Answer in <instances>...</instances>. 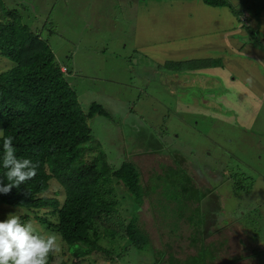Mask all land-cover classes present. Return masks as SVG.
<instances>
[{"label": "rangeland", "instance_id": "374dc122", "mask_svg": "<svg viewBox=\"0 0 264 264\" xmlns=\"http://www.w3.org/2000/svg\"><path fill=\"white\" fill-rule=\"evenodd\" d=\"M169 1H159L148 14V8L141 10L134 0H0V16L18 11L22 23L49 42L83 112L87 114L92 105L103 111L88 119L92 141L84 146L88 150L78 164L95 159L97 152L90 146L97 144L108 166L135 165L144 188L143 203L138 204L113 178L114 193L109 197L117 203L112 221L126 229L137 220L148 238L143 253L119 233L106 237L105 229H111V220L106 219L109 223L96 225L101 250H92L79 261L76 254L90 246H69L56 232L61 251L50 255L48 264H170L171 253L175 260L187 262L199 255L202 244L214 246L208 264H264V98L241 103L232 93L228 105L206 99L211 89L228 96L226 89L233 82L215 71L182 75L166 70L138 49L192 34L186 13L196 9L189 2L199 0H172L179 2L178 14ZM234 2L240 14L257 5V0ZM250 13L241 21L245 28ZM262 13V8L256 9V17ZM12 66L0 54V73ZM172 169L174 175H168ZM185 171L196 187L216 196L212 198L218 210L206 199L202 202V210L214 217L200 230L185 218L191 208L181 213L164 192L162 180L181 181ZM42 196L62 205L65 188L53 178ZM53 211L0 203V221L17 214L22 223L32 222L38 234L47 236L54 233L38 219L56 222ZM166 211L171 213L167 218ZM194 237L200 239L197 244Z\"/></svg>", "mask_w": 264, "mask_h": 264}, {"label": "trees", "instance_id": "16d2710c", "mask_svg": "<svg viewBox=\"0 0 264 264\" xmlns=\"http://www.w3.org/2000/svg\"><path fill=\"white\" fill-rule=\"evenodd\" d=\"M204 2L211 7L229 8L239 21L251 11L248 8L240 14L239 7L230 0ZM19 16L16 10L6 11L0 16V54L13 63L9 70L0 73V180L5 178L7 171L2 164L3 139L7 136L14 138L17 158L31 159L38 164V168L35 178L18 188L13 187L8 193L0 192V203L27 210L52 206L55 210L51 214L57 217L56 222L38 219L46 229L58 232L69 245L85 244L92 249L101 250L97 246L99 232L96 225L99 222L105 225L109 223L106 219L111 220V229L108 227L104 231L106 237L114 238L119 233L122 238H128L138 253H143L149 241L136 224L137 220H133L126 229L112 221L117 203L109 199L114 193L110 186L114 178L136 203H143L144 188L138 169L132 163H124L113 170L97 144L90 146L93 152H97L95 159L78 164L87 150L84 146L92 141L88 119L103 114V111L99 106L92 105L87 114L83 112L75 91L65 79L68 72L62 71L49 42L40 33H34L30 25L23 24ZM254 34L264 49L263 36ZM185 63L169 62L164 67L185 75L182 71L207 68L214 61ZM46 166L65 188L67 198L61 209L58 201L41 197L48 190L51 179ZM175 170H170L168 175H174ZM169 181L162 180L168 201L177 204L181 213H184L182 210L188 212L190 207L191 213L185 218L199 230L207 226L214 214L205 213L202 202L206 199L209 205L216 207V199L212 198L215 195H207L196 187L186 171L181 181ZM170 214L166 211V218ZM173 226L170 225V228ZM192 240L193 244H197L200 239L194 237ZM202 245L199 255L189 257L187 262L175 260L174 253H171L170 264H208V260L214 258V246ZM89 252L86 251V254Z\"/></svg>", "mask_w": 264, "mask_h": 264}, {"label": "crops", "instance_id": "0c3cea01", "mask_svg": "<svg viewBox=\"0 0 264 264\" xmlns=\"http://www.w3.org/2000/svg\"><path fill=\"white\" fill-rule=\"evenodd\" d=\"M134 1L138 2L141 10L148 8L150 14V9L158 6V2L162 0ZM230 1L236 6L234 0ZM169 2L173 3L172 0ZM173 4L178 14L179 2ZM189 4L196 5L195 10L186 13L192 34L183 39L171 38L160 43H145L138 49L146 52L147 56L152 57L161 66L169 63L168 58L178 63L214 61L206 69L201 68L193 72L202 71L214 75L212 71H215L223 80L233 83L226 89L228 96L214 91L205 96L206 99L228 105V101L234 98L230 96L232 93L237 94L241 103H244L246 98H264V49L259 44L260 41L256 44V41L251 39H256L254 33L264 36V0H257V5L250 8L251 13L246 21L251 31L243 27V22L227 7H211L206 5L204 0ZM259 7L263 13L256 17V9ZM239 231L237 229V239Z\"/></svg>", "mask_w": 264, "mask_h": 264}, {"label": "clouds", "instance_id": "9594fccd", "mask_svg": "<svg viewBox=\"0 0 264 264\" xmlns=\"http://www.w3.org/2000/svg\"><path fill=\"white\" fill-rule=\"evenodd\" d=\"M62 71L64 72L65 70L62 69ZM199 101H202V98H200ZM13 139L14 138L11 136H7L3 139L4 155L2 158V164L3 168L7 169L6 173L4 174L5 178L0 180V192L3 193L10 192L13 187L18 188L21 184L35 178L37 175V163L32 162L31 159L17 158L15 154L16 150L13 147ZM86 151L84 152V157L86 155ZM112 169L117 170L113 167ZM45 170H47V172L51 175V179L49 180V190L51 180L54 178L58 181V179L50 173L48 166L45 167ZM3 183H7V185L5 186ZM194 183H197L196 180H194ZM48 190L46 192H48ZM42 195L41 197L45 198ZM66 198L62 205L58 202L59 209H61L64 205ZM48 200L52 201L53 199ZM46 208H53L55 210V208L52 206L39 209L35 208L31 210H40ZM54 218L57 220V217ZM52 232L54 234L47 236L38 234L32 222L22 223L20 217L17 214L10 213L6 220L0 221V264H48L49 256L55 255L61 251L60 244L57 240V235L55 234L56 232ZM250 239L251 237L247 240L249 241ZM89 250L90 252L87 254L86 252L76 254V258H79L80 261L81 257H86L92 252V250L99 249L91 248Z\"/></svg>", "mask_w": 264, "mask_h": 264}, {"label": "water", "instance_id": "95a60500", "mask_svg": "<svg viewBox=\"0 0 264 264\" xmlns=\"http://www.w3.org/2000/svg\"><path fill=\"white\" fill-rule=\"evenodd\" d=\"M214 91H216V90H214V89H211V91H210L209 93H213Z\"/></svg>", "mask_w": 264, "mask_h": 264}]
</instances>
